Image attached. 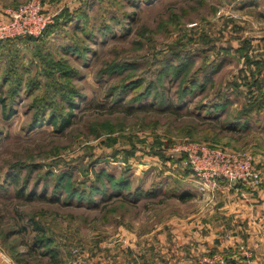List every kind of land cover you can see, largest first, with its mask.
<instances>
[{
    "label": "rangeland",
    "instance_id": "obj_1",
    "mask_svg": "<svg viewBox=\"0 0 264 264\" xmlns=\"http://www.w3.org/2000/svg\"><path fill=\"white\" fill-rule=\"evenodd\" d=\"M26 1L0 0V15ZM44 1L53 11L64 7L48 31L0 44V253L9 264H71L97 250L109 264L129 257L167 264L169 222L197 212L208 195L175 148L186 141L245 153L264 147V115L249 129L235 121L257 67L238 48L257 38L249 57L261 58L264 10L237 15L232 0ZM211 63L209 71L221 65L204 86L200 69ZM63 70L73 77L61 78ZM227 88L231 104L211 108ZM120 94L126 103L114 104ZM42 109L45 119L73 112L70 126L33 125ZM118 183L126 193L111 197ZM126 242L132 246L122 249ZM0 264H7L1 255Z\"/></svg>",
    "mask_w": 264,
    "mask_h": 264
},
{
    "label": "crops",
    "instance_id": "obj_2",
    "mask_svg": "<svg viewBox=\"0 0 264 264\" xmlns=\"http://www.w3.org/2000/svg\"><path fill=\"white\" fill-rule=\"evenodd\" d=\"M221 2L226 3L224 0ZM229 8L237 15L250 9L264 10V0H232ZM247 41L250 42L251 47L244 52L245 54H241L248 59L249 63H257V67L252 66L253 68L248 72L249 81L246 83L249 86L253 78H256L264 84V36L260 40L261 58L256 61L250 59L249 53L253 52L251 49L255 44L253 41L258 40L256 38ZM238 87L240 85L237 84L236 90ZM248 97L249 99L251 97L249 92ZM230 98L233 99L231 95ZM235 121L240 123L242 119L238 118ZM246 128L249 129V127ZM249 153L254 157L263 174L262 184L228 186L226 182L221 181L219 189L214 194L203 196L202 200H198L197 212L190 214L185 220L169 222V226L164 231V240L160 237L162 234L159 235L160 239L165 241V248L162 247L161 251L164 249L167 252L168 257L165 259L167 264H190L196 255L202 258L224 256L225 264H264L263 144L261 147L253 148ZM196 187L198 188L197 183ZM129 253L131 256V252L126 253L125 256ZM136 258L129 257L125 260L128 264H136ZM108 261L95 264H109ZM157 262H160L159 258ZM118 264L123 262L119 261Z\"/></svg>",
    "mask_w": 264,
    "mask_h": 264
},
{
    "label": "built area",
    "instance_id": "obj_3",
    "mask_svg": "<svg viewBox=\"0 0 264 264\" xmlns=\"http://www.w3.org/2000/svg\"><path fill=\"white\" fill-rule=\"evenodd\" d=\"M63 8L60 7L58 11H53L49 9V5L44 0H28L16 8L4 10L0 15V41L41 36L46 28L54 23ZM221 13L222 11L219 12ZM175 152L180 154L182 168L188 170L204 195L214 194L219 189L221 181L226 182L228 186L237 184L259 186L263 182V174L250 153L225 150L198 141L182 142L175 148ZM131 246V242L121 245L122 249ZM94 253L90 256L89 254L85 257L81 256V260L71 264H89L91 259L94 264L102 262L98 250ZM0 255L7 264L12 262V259L4 252ZM225 263L224 256H216L201 258L190 264Z\"/></svg>",
    "mask_w": 264,
    "mask_h": 264
},
{
    "label": "trees",
    "instance_id": "obj_4",
    "mask_svg": "<svg viewBox=\"0 0 264 264\" xmlns=\"http://www.w3.org/2000/svg\"><path fill=\"white\" fill-rule=\"evenodd\" d=\"M57 19L58 18L56 17L55 20H57ZM51 26H52V24H50L46 28L45 31H48L51 28ZM37 39H38V37H34V36H29V37H25V38L18 37V38H15V39H5V40H1L0 41V44H5V43H8V42H10L12 40L32 41V40H37ZM250 47H251L250 42L249 41H246V43H244L243 46L242 45L240 46L239 50L241 52L242 51L245 52ZM222 50L228 51L229 49L222 48ZM176 59H180V56H178ZM212 64L213 63L209 64V66L206 65L205 67H203V68L200 69L203 72V78L201 79V82H202V84L204 86H206V84L209 83V82L210 83H213V81H214L213 78H212L213 77V74L216 73V71H218V69L220 68V65H221V64H215L214 65V69L209 71V68H210V66H212ZM116 65H120V64L119 63L118 64L116 63ZM128 65H129V63H123V66H127V68H128ZM111 66H113V65H111ZM164 66L166 68H168V67L169 68H173V64L170 61H167ZM163 71H166V70H163ZM60 73H61V78H63V79L64 78H71V77H73V75L70 74L69 72H67L66 70L60 71ZM162 73H164V72H162ZM8 79L9 78H6V79L5 78H2V81L6 82V80H8ZM22 80H23L22 78L19 79V85H21ZM199 82L200 81H198V80H193L192 83L195 86V85L199 84ZM143 83H145L144 80H140L139 82L134 83V86L132 88L134 89L135 87H138V86L142 85ZM153 86H154V83L153 82H150V84L148 86L149 88L146 89V92H144V94L140 95L142 97V99L147 98L148 93L153 88ZM232 86L234 87V91H235L236 88H237V84L236 83H232ZM249 86H250L249 93L251 95V97L249 99V102L246 104V106L243 107L244 109H242L241 114L239 115V117L238 116L236 117L237 119L238 118L242 119V122H240L238 125L240 127L241 126L243 127V125H245V128L246 127H249L251 125V123L254 121L255 117H257V116H263L264 115V84H263V82H261L260 80H258L256 78H253V81L249 84ZM19 88L20 87H18L17 89L19 90ZM128 89H130V88H128ZM69 90H71V89H69ZM64 92H65V90L62 91L61 97H63V99H65V100H68L69 97L67 96V94H64ZM127 92H128V90H127ZM189 93L190 92L188 91V89H184L183 90L184 97L186 96V94L189 95ZM221 94H222V96L220 97ZM229 94L230 95L232 94V90H230L229 88L225 89V92L222 91V93H220V95L217 93L216 94V97H215L216 102H212V104L210 105V107L211 108H214V109L221 107V109L225 110L227 108V106L229 104H231V98H230V95ZM114 95L115 94L112 92L111 96L113 97ZM137 95H139V93H137L134 96H137ZM127 96L128 95H126V94L125 95H122V96H121V94L119 96H116V98L114 100V104H119V103H123V102L126 103ZM218 96H219V98H220L221 101L218 100ZM1 100L6 103L5 97H2ZM133 101L134 100L132 98L130 100H128V103H129V104H127L128 108L129 107H134V105L132 103ZM153 105H155V104H153ZM179 105H181V104H179ZM169 106H170V103H169ZM6 107H7V105L4 104L3 109H6ZM70 107L73 109L75 107V105L71 102ZM159 109H162L163 110V108H159ZM164 109H166V108H164ZM11 111L12 110H10V114L13 112V111L12 112ZM46 112H47V110L42 109L40 111V115H38V117L33 120V125H37V123L39 124V120L42 121V122L48 121V123L50 125H53V127H55L58 131H63L67 127L70 126L71 121H72V115H73L72 113L73 112L68 111L66 114H64L63 116H60V117H58L56 114H52V115H50L49 118L45 119L44 116H45ZM10 114L9 113L7 114V112H6V115L5 116L10 117L9 116ZM236 126L237 125H233V127H236ZM245 128H243V129H245ZM180 163H181V160H180ZM116 185L118 187H120V189H118L115 193L111 194V197H114V198L122 197L123 194L126 193V192H124V190L127 189L128 186L127 185H125L126 187H123L121 185L119 186V183L116 184ZM122 185H124V183ZM18 193L20 194L21 192L19 191ZM140 193H141V190H136V192L135 193H132V194L133 195H140ZM125 195L127 197L128 194H125ZM38 243H40V241H38Z\"/></svg>",
    "mask_w": 264,
    "mask_h": 264
}]
</instances>
